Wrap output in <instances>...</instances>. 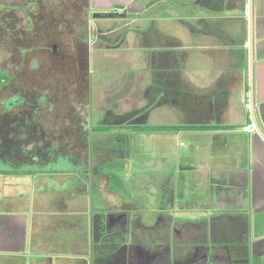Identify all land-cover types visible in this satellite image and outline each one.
<instances>
[{
	"label": "crops",
	"instance_id": "0c3cea01",
	"mask_svg": "<svg viewBox=\"0 0 264 264\" xmlns=\"http://www.w3.org/2000/svg\"><path fill=\"white\" fill-rule=\"evenodd\" d=\"M84 2L82 17H89L91 8L101 13L117 4L128 11L124 23L132 26L110 49L130 58L127 65L116 60L130 84L111 85L117 107L108 110L104 103L100 110L105 130L169 138L160 150L173 159L171 178L156 185L143 178L153 168L150 153L156 145L138 149L134 162L123 165L125 140L110 146L112 157L89 166L96 172L66 179L57 194L12 192L8 185L23 179L15 175L8 182L0 173V264H117L118 223L110 218L122 212L140 214L145 222L159 213L246 218L249 256L264 257V234L251 237L253 217H262L264 230V0H0L5 8L0 14L19 17L23 23L17 31L37 34L39 42L45 40L39 28L43 20L59 19L67 33V22ZM95 23L102 32L97 41H112V34L106 35L114 23ZM100 44L97 50L105 51V42ZM139 73H147L148 80ZM107 87L100 92L105 102ZM251 121L257 132H244ZM181 137L191 140L187 153L175 152L171 144ZM122 167H134L142 176L135 178L134 171L125 176ZM136 181L150 185L139 200L129 195Z\"/></svg>",
	"mask_w": 264,
	"mask_h": 264
},
{
	"label": "flooded vegetation",
	"instance_id": "af4514ba",
	"mask_svg": "<svg viewBox=\"0 0 264 264\" xmlns=\"http://www.w3.org/2000/svg\"><path fill=\"white\" fill-rule=\"evenodd\" d=\"M86 4L84 2L81 10H77V16L67 22V33L57 31L60 29L57 18L50 24L45 20L41 22L40 34L47 39L44 48H39L36 42L25 48L21 37L26 35V31L21 29L11 34L18 24L15 21L0 29V42L8 51L5 58H9L5 60L7 67L4 71L8 72V65L12 69L23 68V65L32 68L31 73L27 68L23 75L17 69L16 78L10 81L5 76V85L0 87L1 91L6 90L9 94V89H16L13 96L0 99V158H5L3 162L10 164L12 170L0 173H32L30 169L34 170L37 164L47 166L60 158L78 166V179L97 171L89 166L103 158L90 151V138L104 137V117L97 114L98 125H90L87 112L90 105L81 108L76 118L66 115L50 119V115L40 113L43 105L56 108L57 104L74 98L91 103V40H97L102 32L90 21L112 22L114 25L109 30L116 31L122 27L118 22L128 20V11L117 4L99 13V18H95L98 12L94 11L84 18L81 15ZM128 25V29H132ZM8 35H14L11 36L12 42H8ZM29 54L33 55L30 61L27 59ZM41 55L50 61L48 71L47 66L42 70ZM47 76L51 80L48 81ZM56 120L64 122V125L59 131L49 130L47 134L46 125L55 127ZM116 155L122 157L123 152ZM110 219L118 223V231L113 234L114 238H120L116 249L117 264H264V257L249 256L246 218L184 217L159 213L152 214L145 222L140 214L122 212Z\"/></svg>",
	"mask_w": 264,
	"mask_h": 264
},
{
	"label": "rangeland",
	"instance_id": "374dc122",
	"mask_svg": "<svg viewBox=\"0 0 264 264\" xmlns=\"http://www.w3.org/2000/svg\"><path fill=\"white\" fill-rule=\"evenodd\" d=\"M16 9L17 8H8L7 11L11 12V11L16 10ZM0 11L4 12L5 8L0 7ZM91 13H92V8H91ZM91 13H90V16H91ZM144 17L145 16L143 15L142 18H144ZM6 19L8 20V22H12V20H13V21L17 22L18 24L23 23V20H21L19 17L15 16L14 18H11L12 20H9L8 18H5L3 16V14H0V24H2L1 22H3V21L4 22L7 21ZM95 21H96V19H94V21H93L94 23L92 22L93 25L96 24ZM118 24H120L122 27L117 28L116 31L108 30L107 33H109V34L106 35V36H109L111 33L112 34L111 37L113 39H115L114 41H113V39H112V41L111 40H109V41L108 40L97 41L98 38H97V40H95V39L91 40V45H93V49L91 51V63H90V69H89L90 70L89 79H90V87H91V94H92L91 103L87 104V101L85 99L82 100L84 102H79V100L77 101L74 98V99H71L70 102H61V103L57 104L56 108L54 105H52V106L43 105L42 109L40 110L41 114L44 113L46 115H50V119L54 116H59V117L64 118L63 116H66V115H72L73 118H76V117H78V114H80L79 112H80L81 108H84L85 106L90 105L89 108L87 109V112H89V115H90L89 123H90V125L96 126V125H98L97 122H99L98 118H97V114L99 116L104 115V113L100 111V110H103L104 103H105L106 109H108V110H110V109L113 110V108L117 107V104H114L115 102H113L114 101L113 96H111L112 91H113L111 85L116 83V82H119V81L125 82L126 84H130V77H129L130 75L125 74L126 72L123 70H121V71L117 70L118 66H117V62H116V60H120V61L122 60L123 61L122 64L127 65L129 63L130 58L127 56L121 57L120 55L115 56L114 54H112V51L110 50V49H113V47H115L117 44L120 43L121 40H118L120 38V34L125 33V32L127 33L129 30L128 29V26H129L128 22H126V23L119 22ZM2 26L3 25L0 26V29L2 28ZM5 27H6V24H5ZM17 29H18V27L16 26L15 31H13L11 34H14L15 32H17ZM62 30H64V28L58 29L57 31L61 32ZM36 35L34 36L33 33H30V34L25 35L24 37H21L23 39L22 42L25 43V45H24L25 48L32 47L35 42L37 43V45H39L38 46L39 48H44L45 42H47V39L37 42L36 39H38L39 36H36ZM11 36H14V35H11ZM11 36L8 35V37H7L8 42H12ZM5 38H6V36H5ZM14 38H16V37H14ZM94 40H95V42H94ZM102 42H105L106 49H105V51L100 52L97 50V48H98V45L100 43H101L100 44V47H101ZM123 47H126V48L128 47V41L126 44H124ZM108 48H109V50H108ZM6 50H7L6 46H3L2 42H0V87L5 85V80H6L5 76H7L8 77L7 80L10 81L11 79L16 78V75H17L16 70L17 69H19V73L21 75H23L24 71L25 70L27 71V68H28L27 67L28 65L27 66L23 65V68L18 66V67H15L12 69L11 65H8V67H9L8 72L4 71V69L7 67V65H6L7 63H5V60L8 58V57L5 58L6 54H8V51H6ZM22 58L25 59L26 57H22ZM32 58H33L32 54H29V57H27L28 61H30ZM40 58H41V59H39L40 64L43 66L42 70H44L47 66V71H48V66L50 64L48 57L47 56L42 57V55H41ZM27 64H28V62H27ZM28 70H29L28 72L31 73V71H32L31 66H29ZM140 75L142 76L143 82L148 80L147 73H141ZM30 76H32V74H30ZM47 79L49 81V79L51 80V77L49 76ZM103 85L110 86V87L106 88V92L110 94V95L109 94L106 95L107 96L106 97L107 102L104 101V99H103L104 96L103 95L101 96V93H102L101 87H103ZM15 90H16L15 88L9 89L11 94H9L8 91H6V90L5 91L0 90V99L13 96L15 93ZM36 92H38V90H36ZM53 92H54V90H53ZM78 122H79V119H78ZM54 123H55V127L53 126V124H52V127H50V125H48V126L46 125L45 129L47 131L46 132L47 134H49V130L56 129L59 131L60 128H62V125H64V122H62L60 120H56V122H54ZM108 124L113 125L114 122L111 120V121H109ZM65 125L67 126V124H65ZM102 133H103L102 135L104 137H102L100 135V136H98V138L96 140H93L92 137L90 138V151L92 153L97 152V154L101 156L100 158H104V159L108 158V155L112 157V153L111 152L108 153V150L111 148L110 146H113V147L119 146L125 140L126 145H127V147H126L127 151L124 155H125V157L127 156V158L126 159L122 158V161H123L122 163H123V165H125L126 163L130 162V160H133L132 163L134 162L135 152L136 151L139 152L138 149L144 151L145 148H151V147L156 148V146H158L159 147L158 149H156L155 151L153 150L154 153H150L151 157L154 159V163L152 161V164H153L152 167L153 168H151L149 170H145L144 172L147 174L143 175V178L144 179L146 178L145 181H149V180L153 181V183L155 185L157 184V181H161L162 179L167 180V178H171L167 174V172L171 167L174 166V162L172 161L173 159L170 158V156L168 157V155H166V153L164 151H163L164 152L163 153L160 150L161 146H166L167 142L169 143V141H170L169 138L167 139V141H164L163 139H165V138L156 137V141H155L154 139H150V138L145 139L142 136L140 137V134H138L137 132L133 133L132 130L129 131V130H123V129H116L113 127L104 130ZM188 138L189 137H181L178 142L172 138L171 144H172V146H176V147H174L175 152L185 151V150L190 148L191 140H189ZM105 143L109 147L104 146ZM180 144H182V145H180ZM186 145H187V147L181 148V146H186ZM187 152H188V150L186 151V153ZM148 155H149L148 153H147V155H144V156H146L144 158H147ZM179 158H178V161L180 162L182 159V156L180 155ZM4 160H6V159L0 158V171H12L11 168H9L10 164H8L7 162H3ZM186 160H188V159H186ZM54 162H56V163H51L50 165H47V166H45V164H39V165L37 164V166L34 170L30 169L32 173H24V174L20 173V174L5 175L4 180L8 181V182L14 180V178H16L15 175H17L18 177L23 179L22 181H15V183H13V185H11L12 187H9L10 185H8V187L6 189H11L12 192H24L26 195H32L34 193L37 194V192H40V193L46 192V193H50V194H57V192H59V191L61 192L65 186L64 185L65 180L68 178H71V177L72 178L73 177H79L80 169H76V168H78V166H76V164L72 165L71 162H69L68 160H65L63 158H60L57 161L54 160ZM132 166H133V164H132ZM133 169H134V167H132L131 170L128 168L122 167L121 173L125 176L131 177V174L135 170V169L134 170ZM75 173H77V174H75ZM134 173H135V175H134L135 178L136 177L139 178L142 176V173H140L139 171H134ZM171 176H173V175H171ZM59 179H60V181H58ZM132 179H134V178H132ZM145 181H143V184ZM16 182H18V184H16ZM146 183H148V182H145V184ZM143 184H139V181H136V185H134L132 187V191H131L132 194H129V195L135 199H138V200L140 199V197L143 198V194L145 192L144 188H146V186L148 188L150 187V185L148 186V184L145 186ZM153 188H154V186L152 185L151 189L154 191ZM159 192H160V190H157V197L158 198L160 197V196H158ZM156 203H158V201ZM261 221H262V217H260V218L253 217L252 228H251V237L252 238H254V237L256 238V237H259L260 235L264 234V230L262 231L260 228ZM115 249L116 248H114V250ZM116 257H117V255H116Z\"/></svg>",
	"mask_w": 264,
	"mask_h": 264
},
{
	"label": "built area",
	"instance_id": "2783aa9c",
	"mask_svg": "<svg viewBox=\"0 0 264 264\" xmlns=\"http://www.w3.org/2000/svg\"><path fill=\"white\" fill-rule=\"evenodd\" d=\"M245 14L246 15L249 14V6H246ZM246 108L250 109V105L247 104ZM257 130H258V126H257L256 122H254V121H251L247 126H245L243 128V131L246 132V133L257 132Z\"/></svg>",
	"mask_w": 264,
	"mask_h": 264
},
{
	"label": "water",
	"instance_id": "95a60500",
	"mask_svg": "<svg viewBox=\"0 0 264 264\" xmlns=\"http://www.w3.org/2000/svg\"><path fill=\"white\" fill-rule=\"evenodd\" d=\"M99 17H101V14L98 13L95 15V18H99Z\"/></svg>",
	"mask_w": 264,
	"mask_h": 264
}]
</instances>
